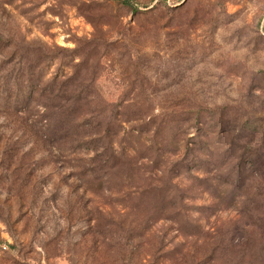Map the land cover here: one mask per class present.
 I'll return each mask as SVG.
<instances>
[{
	"label": "rangeland",
	"instance_id": "obj_1",
	"mask_svg": "<svg viewBox=\"0 0 264 264\" xmlns=\"http://www.w3.org/2000/svg\"><path fill=\"white\" fill-rule=\"evenodd\" d=\"M248 146L264 0H0V264H264Z\"/></svg>",
	"mask_w": 264,
	"mask_h": 264
},
{
	"label": "trees",
	"instance_id": "obj_2",
	"mask_svg": "<svg viewBox=\"0 0 264 264\" xmlns=\"http://www.w3.org/2000/svg\"><path fill=\"white\" fill-rule=\"evenodd\" d=\"M22 77H23V74H18V75L14 76V79H15V81H18L19 79L22 80ZM15 91H19L18 88H16ZM26 103L27 102H24V104H26ZM212 110H214V109L199 106L198 110L196 111L195 115L193 116V120H197L199 116L204 115L203 112H206L207 114H209ZM173 124H174V122L172 120H170L169 124H167V125L170 126V128H171L173 126ZM248 126H249V124H248ZM199 144L204 146V144H202V142H199ZM208 145H209V143L205 144L206 148H208ZM199 147H201V146H198V148ZM245 149H246V150H244L245 155L243 153L242 156L239 158L240 161H239V163H237L236 168L241 169V168L245 167L246 169L254 171V174L256 177H254V179H253L254 183H253V186H251V188H254V190H255L256 188L263 187V183H264V147L259 146L257 148H251L248 146V147H245ZM241 173L242 172H240L238 174V176H241ZM238 179H240V178H238ZM242 184H243V182H242ZM236 185L237 184H235L234 188L235 187L237 188L239 186V185H237V186ZM254 196H256L258 198L257 200L260 203L259 206H261L264 210V192H255L254 191ZM259 197H263V198L260 199ZM229 241H231V240H229ZM229 241L214 242L215 245H213V247L210 251L211 255L208 258H211L215 261V259H216L215 253H219V251L220 252L228 251L229 248H228V246L226 247V244ZM235 246H236V244H232L230 251H233ZM262 251H264V246L259 247L258 251L255 253V256L259 252H262Z\"/></svg>",
	"mask_w": 264,
	"mask_h": 264
}]
</instances>
